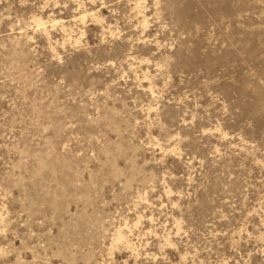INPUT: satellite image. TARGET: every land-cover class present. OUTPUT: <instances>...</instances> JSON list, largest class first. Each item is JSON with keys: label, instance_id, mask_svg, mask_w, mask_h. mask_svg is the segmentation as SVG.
Here are the masks:
<instances>
[{"label": "rangeland", "instance_id": "rangeland-1", "mask_svg": "<svg viewBox=\"0 0 264 264\" xmlns=\"http://www.w3.org/2000/svg\"><path fill=\"white\" fill-rule=\"evenodd\" d=\"M0 264H264V0H0Z\"/></svg>", "mask_w": 264, "mask_h": 264}]
</instances>
